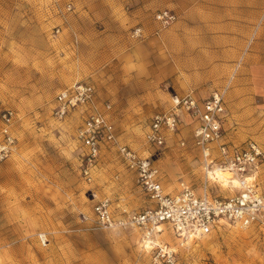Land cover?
Here are the masks:
<instances>
[{"label":"rangeland","instance_id":"1","mask_svg":"<svg viewBox=\"0 0 264 264\" xmlns=\"http://www.w3.org/2000/svg\"><path fill=\"white\" fill-rule=\"evenodd\" d=\"M263 3L195 0L164 39L148 43L126 39L143 2L0 0V111L14 115L13 151L0 158V264H149L135 230L94 225L92 205L102 197L133 212L151 203L113 149L102 150L85 181L75 137L82 114H51L57 92L76 82L94 86L98 107L111 105L120 142L152 160L166 193L183 182L199 195L206 184L211 197L232 196L234 189L206 182L189 120L160 150L144 133L174 95L205 98L228 84L227 140L254 141L264 154ZM1 128L0 118V141ZM253 180L264 194V160ZM164 231L159 239L175 245ZM176 249L177 264H264V224L222 225Z\"/></svg>","mask_w":264,"mask_h":264},{"label":"built area","instance_id":"2","mask_svg":"<svg viewBox=\"0 0 264 264\" xmlns=\"http://www.w3.org/2000/svg\"><path fill=\"white\" fill-rule=\"evenodd\" d=\"M154 20L161 29H165L174 23L176 16L169 11H160L155 14ZM130 37L136 41L144 39L143 30L134 28ZM228 89L227 84L220 90L211 91L205 98H198L192 93L174 95L167 112L151 118L144 141L150 148L163 149L167 137L175 133L182 118H186L192 125V144L200 152L206 182L213 180L222 185L209 176L217 169L228 174L229 181H237L235 193L229 197L209 196L206 184L204 194L199 195L183 182L175 193H166L152 160L120 142L110 120L111 106L104 103L101 108L98 107L96 91L91 83L76 82L55 95L51 111L55 119L64 120L74 112L82 114V123L75 137L83 150L81 173L85 181L92 180L102 150L110 148L116 151L150 201L151 206L136 212L129 211L125 206L114 208L108 197L97 199L92 205L96 228H130L138 233L140 248L148 255L149 264H177L176 248L180 244L207 236L222 225L246 228L257 223L264 224V194L256 188L253 180L254 171L263 162L264 154L254 141L235 145L227 140L225 97ZM13 117L10 110L0 111V158L13 151L14 139L9 132ZM183 145L181 142L180 146ZM164 229L175 239V245L159 239ZM40 240L45 241V238L40 237Z\"/></svg>","mask_w":264,"mask_h":264},{"label":"crops","instance_id":"3","mask_svg":"<svg viewBox=\"0 0 264 264\" xmlns=\"http://www.w3.org/2000/svg\"><path fill=\"white\" fill-rule=\"evenodd\" d=\"M135 1L143 2L140 8L141 11L138 9L136 12H132V16H130L129 19L132 23H134V28L140 27L143 30L144 39L140 41H147L148 43H153V41L155 40L159 41L161 38L164 39V37L166 36V32H164L163 29L160 28V25L154 20L155 13H157L158 11H169L172 12L175 16L177 14L181 16L190 12V10L195 6V0H160L158 1V3H154L152 0ZM103 24L110 26L112 22L106 21ZM130 35L131 34H129L128 36L127 34L126 39L130 38V40L133 42H139L133 40ZM232 189H234V187Z\"/></svg>","mask_w":264,"mask_h":264},{"label":"bare ground","instance_id":"4","mask_svg":"<svg viewBox=\"0 0 264 264\" xmlns=\"http://www.w3.org/2000/svg\"><path fill=\"white\" fill-rule=\"evenodd\" d=\"M209 176L212 179L216 180L217 182L222 183L223 187H229L232 189L233 187L235 188L238 185V183L235 179L229 181L227 179V178H229V175L219 171L218 169L214 170L213 173H211ZM160 236L166 238L167 237L166 232L162 231ZM198 238L200 239L201 237H198ZM193 241H194L193 239H189L185 244H182V245L180 244L179 248H183L186 244L191 245L193 243Z\"/></svg>","mask_w":264,"mask_h":264}]
</instances>
